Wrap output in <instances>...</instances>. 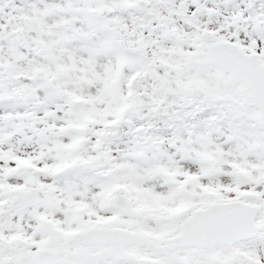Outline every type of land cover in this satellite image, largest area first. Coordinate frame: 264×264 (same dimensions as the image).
<instances>
[{"label":"snow or ice","instance_id":"snow-or-ice-1","mask_svg":"<svg viewBox=\"0 0 264 264\" xmlns=\"http://www.w3.org/2000/svg\"><path fill=\"white\" fill-rule=\"evenodd\" d=\"M0 264H264V0H0Z\"/></svg>","mask_w":264,"mask_h":264}]
</instances>
